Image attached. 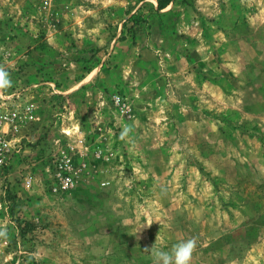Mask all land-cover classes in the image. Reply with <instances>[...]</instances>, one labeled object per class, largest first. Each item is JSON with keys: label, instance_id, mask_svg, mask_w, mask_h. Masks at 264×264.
<instances>
[{"label": "rangeland", "instance_id": "1", "mask_svg": "<svg viewBox=\"0 0 264 264\" xmlns=\"http://www.w3.org/2000/svg\"><path fill=\"white\" fill-rule=\"evenodd\" d=\"M0 65V264H264V0H0Z\"/></svg>", "mask_w": 264, "mask_h": 264}, {"label": "clouds", "instance_id": "2", "mask_svg": "<svg viewBox=\"0 0 264 264\" xmlns=\"http://www.w3.org/2000/svg\"><path fill=\"white\" fill-rule=\"evenodd\" d=\"M13 87V81L10 72L0 65V92H4ZM134 131L133 126L125 125L120 133V139L127 141L130 134ZM152 223H147L150 226ZM145 225L141 226L144 227ZM139 231V230H138ZM8 239V231L4 225H0V240ZM161 237L159 233L156 236V242L151 248H145L152 259V264H191L193 254L197 249V241L195 238H188L172 245L170 250L165 251L162 247H157ZM34 258L39 259L37 254H33Z\"/></svg>", "mask_w": 264, "mask_h": 264}, {"label": "built area", "instance_id": "3", "mask_svg": "<svg viewBox=\"0 0 264 264\" xmlns=\"http://www.w3.org/2000/svg\"><path fill=\"white\" fill-rule=\"evenodd\" d=\"M7 122H8L7 116L4 113L0 112V175L9 166L11 156L16 149V145L13 137H11V134L4 128V125ZM0 225H1V221H0ZM1 241L6 243V240H0V242Z\"/></svg>", "mask_w": 264, "mask_h": 264}, {"label": "trees", "instance_id": "4", "mask_svg": "<svg viewBox=\"0 0 264 264\" xmlns=\"http://www.w3.org/2000/svg\"><path fill=\"white\" fill-rule=\"evenodd\" d=\"M156 1H157V7L159 9H163L164 7H166L168 4H170L174 0H156Z\"/></svg>", "mask_w": 264, "mask_h": 264}]
</instances>
